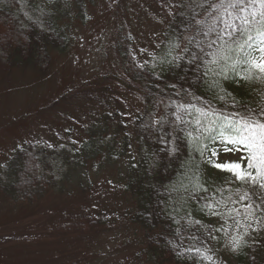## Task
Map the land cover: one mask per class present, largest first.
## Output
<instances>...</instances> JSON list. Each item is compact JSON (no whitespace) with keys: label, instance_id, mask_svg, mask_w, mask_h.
Here are the masks:
<instances>
[{"label":"rangeland","instance_id":"rangeland-1","mask_svg":"<svg viewBox=\"0 0 264 264\" xmlns=\"http://www.w3.org/2000/svg\"><path fill=\"white\" fill-rule=\"evenodd\" d=\"M179 1L97 0L85 7V20L66 22L67 45L51 53L45 71L0 69V177L11 155L33 144L46 153L44 167L54 168L45 173L58 183L33 205L0 192V264H151L124 190L131 148L95 167L73 166L69 175L56 150L78 146L94 122L102 125L104 113L120 112L129 122L141 111L130 75L138 65L159 64L162 33ZM237 155L224 150L218 160ZM213 183L205 186L211 190ZM180 197L171 202H183ZM220 220L217 254L233 262L244 238L250 245L262 230L243 216L239 225ZM233 238L240 239L235 250Z\"/></svg>","mask_w":264,"mask_h":264},{"label":"trees","instance_id":"trees-1","mask_svg":"<svg viewBox=\"0 0 264 264\" xmlns=\"http://www.w3.org/2000/svg\"><path fill=\"white\" fill-rule=\"evenodd\" d=\"M95 1L0 0V69L11 71L31 67L45 71L51 53L62 52L67 45L66 22L85 20V7ZM199 2L201 0H181L176 5L162 33L161 58L170 45L183 42L184 36L191 34V18L202 11L197 7ZM179 51L177 49L173 54ZM252 76L251 81L242 87L230 74L228 80L221 81V91L209 87L205 81L196 80L187 61L180 67L160 63L156 67L138 65L129 80L134 86L133 91L141 97V111L136 112L129 122L120 112L112 116L104 113L100 121L102 125L94 122L87 130V138L78 146H71L68 152L56 150L64 168L63 174L69 175L77 166L95 167L103 160L113 161L123 156L131 148L124 190L129 193L132 203L130 223L144 235L148 263L264 264V214L248 218L262 230L250 241L251 244L245 237V246L234 255L233 262L228 258L223 262L217 254L221 240L215 228L221 220L208 214L204 199L187 198L184 186L191 189L190 180L196 179L195 164L200 167L201 183L216 184L209 192L199 193L201 197L211 196L217 187L224 185L225 174L218 173L201 160L194 145L187 140H177L181 151L176 157H170L166 145L160 141L163 133L172 132L174 113L180 111L177 107L180 104L191 103L200 107L210 103L212 108L224 113L235 110L234 102L240 110L264 104V79L259 74ZM154 119L165 121L163 132L157 131L159 125L152 126ZM185 119H188L186 114ZM172 135L183 137L184 133L178 129ZM205 143L210 151L220 153L225 150L218 137ZM116 145L118 150L114 151ZM45 154L33 144L17 149L0 177L1 194L6 198L9 196L15 203L33 205V200L42 197L50 187L56 188L57 180L45 173L54 168L51 164L44 167L46 157L42 156ZM218 156L213 159L220 162ZM178 196L184 203L171 202ZM216 199L221 197L217 195ZM232 208L243 211L241 203L229 204L227 209L222 206L220 211L235 222L228 214Z\"/></svg>","mask_w":264,"mask_h":264},{"label":"snow or ice","instance_id":"snow-or-ice-1","mask_svg":"<svg viewBox=\"0 0 264 264\" xmlns=\"http://www.w3.org/2000/svg\"><path fill=\"white\" fill-rule=\"evenodd\" d=\"M197 7L202 11L191 18V34L185 35L183 42L170 45L159 63L180 67L187 61L196 80L221 91V81L228 80L230 74L242 87L251 81L252 74L264 79V0H201ZM177 49L180 51L174 55ZM177 107L180 111L174 113L172 132L179 129L184 136H173L172 132L161 135L168 155L176 157L180 153L177 140L183 138L194 145L201 160L225 174L224 185L217 187L211 196L201 197L199 193H207L209 188L206 182H200L199 164L193 165L196 179L190 180L191 189L184 186L187 198L204 199L208 214L219 219L225 218L220 211L222 206L227 209L229 204L241 203L243 211L232 208L228 213L237 225L238 216L255 218L258 213L264 214V104L240 110L234 102L235 110L228 113L217 111L210 103ZM164 123L154 119L152 126L159 125L157 131L163 132ZM217 137L226 146L225 151L240 155L235 160L227 157L228 162L215 161L213 158L219 153L210 151L205 141ZM217 195L221 199H216ZM240 239L233 238V250L240 247Z\"/></svg>","mask_w":264,"mask_h":264}]
</instances>
